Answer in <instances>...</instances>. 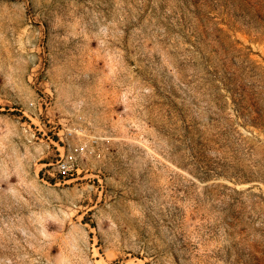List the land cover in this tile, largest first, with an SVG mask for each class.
Here are the masks:
<instances>
[{"label":"rangeland","instance_id":"obj_1","mask_svg":"<svg viewBox=\"0 0 264 264\" xmlns=\"http://www.w3.org/2000/svg\"><path fill=\"white\" fill-rule=\"evenodd\" d=\"M0 264H264V0H0Z\"/></svg>","mask_w":264,"mask_h":264},{"label":"built area","instance_id":"obj_2","mask_svg":"<svg viewBox=\"0 0 264 264\" xmlns=\"http://www.w3.org/2000/svg\"><path fill=\"white\" fill-rule=\"evenodd\" d=\"M50 164L48 174L58 180L71 178L81 172L76 155L69 150L59 151L56 159Z\"/></svg>","mask_w":264,"mask_h":264}]
</instances>
